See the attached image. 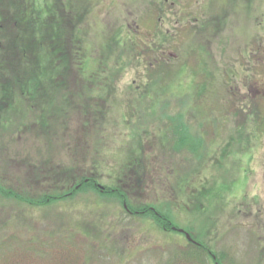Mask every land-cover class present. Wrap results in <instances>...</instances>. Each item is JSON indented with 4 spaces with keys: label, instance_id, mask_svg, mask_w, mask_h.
Listing matches in <instances>:
<instances>
[{
    "label": "rangeland",
    "instance_id": "rangeland-1",
    "mask_svg": "<svg viewBox=\"0 0 264 264\" xmlns=\"http://www.w3.org/2000/svg\"><path fill=\"white\" fill-rule=\"evenodd\" d=\"M91 9L84 30L92 50L117 34L130 43L113 61L128 66L109 64L119 71L108 79L116 91L91 101L73 66L69 86L84 98L69 104L70 131L5 133L0 184L39 200L99 175L135 210L169 213L176 230L94 191L50 207L0 195V264H194L178 230L222 264H264V0H92ZM158 54L161 69L152 65ZM200 85L206 92L194 100ZM85 102L109 111L106 121L98 116L105 136L97 147L100 123L78 106ZM186 123L189 142L175 151ZM127 144L136 153L124 154ZM128 157L136 165L118 176Z\"/></svg>",
    "mask_w": 264,
    "mask_h": 264
},
{
    "label": "trees",
    "instance_id": "trees-1",
    "mask_svg": "<svg viewBox=\"0 0 264 264\" xmlns=\"http://www.w3.org/2000/svg\"><path fill=\"white\" fill-rule=\"evenodd\" d=\"M91 8L92 0H83L82 3L81 0H0V143L4 142L5 133H9L14 128L17 132L24 129L43 136L50 132L53 137L62 133L64 129L70 131L67 123L70 117L69 104L74 105V102L79 100L81 102L84 98L81 89L72 91L69 86L72 74L76 73L70 71L73 66L78 69L77 78L81 80V84L87 82L91 87L86 90L91 101L98 100L99 97L106 103L107 95L114 94L116 89L110 87L108 79L111 78V74H119V71H109L111 69L109 64L116 59V55H120L119 60L122 61L126 46L130 43L128 44L123 35L117 34L110 42H106L102 52L97 48L92 50L84 30ZM155 56L159 58L157 57L152 65L158 69L159 63H164L165 58L163 54ZM120 61L113 63L119 64L121 71L128 64L122 66ZM200 87L204 90L200 91ZM200 87L197 93L204 94L206 86L200 85ZM197 97H200V94L195 95L194 100H197ZM78 106L85 113L90 109L94 124L100 123L95 129L97 135H102V138L97 137V147L104 142L105 136L102 128L105 122L102 124L98 116L106 121L109 111L103 105L89 104V102ZM31 114H36L38 119L31 121ZM131 119L127 120V124L133 122ZM137 119L139 120V116ZM177 124L179 126L180 122L175 125ZM188 124H184L185 128L179 132L180 136L172 139L174 142L171 141L172 149L175 151H178L176 147L179 145L189 142L187 136L190 135L191 127ZM82 145L83 143H80V146ZM69 147L67 140H63V148ZM125 149L124 154L131 150L132 154L136 153L128 144L125 145ZM170 149L169 151L172 150ZM72 150L73 148L70 151ZM187 150H190L189 147ZM72 154L76 157V154ZM78 162V159L74 158L75 167ZM136 162H133L131 157L125 159L121 169H118V176L123 172H129ZM96 177L94 174L89 178L82 177L73 187H69L71 188L69 192L45 195L39 200L16 195L1 184L0 195L17 198L20 202L36 207H50L56 202L75 199L85 191H94L102 199L112 197L119 200L127 206V211L131 215L151 216L166 232L174 230L169 213L151 206L135 210L132 205L130 206L129 196L120 188L121 186L115 185L118 189H113L110 185L103 187L99 184V175ZM76 180V177L72 178L73 182ZM64 186L67 188V183ZM193 240L195 242H188L185 249L184 257L193 261L189 260L188 263L209 264L211 259L216 258L215 264H222L224 259L222 255L215 254L200 239L193 237ZM261 243H263L262 239Z\"/></svg>",
    "mask_w": 264,
    "mask_h": 264
},
{
    "label": "water",
    "instance_id": "water-1",
    "mask_svg": "<svg viewBox=\"0 0 264 264\" xmlns=\"http://www.w3.org/2000/svg\"><path fill=\"white\" fill-rule=\"evenodd\" d=\"M186 237H187V239H188L189 241H192V240H191V237H190L189 234H186Z\"/></svg>",
    "mask_w": 264,
    "mask_h": 264
}]
</instances>
